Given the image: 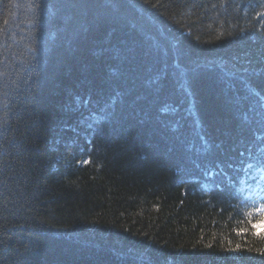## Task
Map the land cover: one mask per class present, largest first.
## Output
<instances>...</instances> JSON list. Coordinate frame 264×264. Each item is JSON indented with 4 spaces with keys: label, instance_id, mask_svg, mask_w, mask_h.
Listing matches in <instances>:
<instances>
[{
    "label": "trees",
    "instance_id": "trees-1",
    "mask_svg": "<svg viewBox=\"0 0 264 264\" xmlns=\"http://www.w3.org/2000/svg\"><path fill=\"white\" fill-rule=\"evenodd\" d=\"M262 209L264 0H0V264H264Z\"/></svg>",
    "mask_w": 264,
    "mask_h": 264
},
{
    "label": "snow or ice",
    "instance_id": "snow-or-ice-1",
    "mask_svg": "<svg viewBox=\"0 0 264 264\" xmlns=\"http://www.w3.org/2000/svg\"><path fill=\"white\" fill-rule=\"evenodd\" d=\"M262 210H264V209H262ZM260 223H261L262 225H264V220L260 221ZM253 227L255 228V227H257V225L254 224Z\"/></svg>",
    "mask_w": 264,
    "mask_h": 264
}]
</instances>
